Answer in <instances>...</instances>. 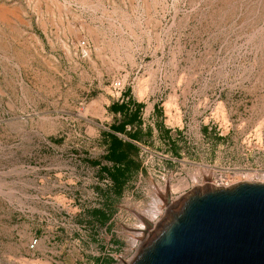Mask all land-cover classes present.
Returning a JSON list of instances; mask_svg holds the SVG:
<instances>
[{
	"label": "rangeland",
	"instance_id": "1",
	"mask_svg": "<svg viewBox=\"0 0 264 264\" xmlns=\"http://www.w3.org/2000/svg\"><path fill=\"white\" fill-rule=\"evenodd\" d=\"M207 176L264 182V0H0V264H124Z\"/></svg>",
	"mask_w": 264,
	"mask_h": 264
},
{
	"label": "water",
	"instance_id": "2",
	"mask_svg": "<svg viewBox=\"0 0 264 264\" xmlns=\"http://www.w3.org/2000/svg\"><path fill=\"white\" fill-rule=\"evenodd\" d=\"M126 264H264V182L216 187L203 178L168 206Z\"/></svg>",
	"mask_w": 264,
	"mask_h": 264
},
{
	"label": "built area",
	"instance_id": "3",
	"mask_svg": "<svg viewBox=\"0 0 264 264\" xmlns=\"http://www.w3.org/2000/svg\"><path fill=\"white\" fill-rule=\"evenodd\" d=\"M77 48H78L80 56L81 57H86L87 51L89 50L88 43L86 41H84V40H81V41H79L77 43ZM127 86L128 85L125 83V81L122 78H116V79L112 80L109 83V86H108L110 97L113 98V100L115 102H118V103L124 102V100H126V98L123 97V93H124L125 88ZM210 182H211V184L213 186H216V187H228L230 185H233V184L237 183V182H229V181H224L223 183H213L211 180H210ZM175 199H176V197H175ZM134 221L136 223L137 222V218H134ZM134 228H135V224H134ZM36 244H37L36 239H32V240L29 241L28 247L30 249H33L36 246ZM139 244L140 243L137 242L136 245L135 244L132 245L133 246V253L131 254V256L137 250ZM131 256L128 258V260L131 258ZM126 263L127 262H125L124 264H126Z\"/></svg>",
	"mask_w": 264,
	"mask_h": 264
},
{
	"label": "bare ground",
	"instance_id": "4",
	"mask_svg": "<svg viewBox=\"0 0 264 264\" xmlns=\"http://www.w3.org/2000/svg\"><path fill=\"white\" fill-rule=\"evenodd\" d=\"M1 14L2 15H4V12L3 11H1ZM94 23V22H93ZM76 30V29H75ZM98 33V32H97ZM87 53H88V51H87ZM87 56V55H86ZM138 88H139V90H140V92H143L144 91V88L142 87V86H138ZM167 106H169V104H167ZM218 111H221V107L219 106L218 107ZM208 173V172H207ZM210 173V172H209ZM206 174V173H205ZM211 174V173H210ZM238 176V175H237ZM248 177H251V176H248ZM205 178V177H204ZM236 178V177H235ZM245 178V177H244ZM206 179H209L208 178V176L206 177ZM240 179H241V177H240ZM247 178H245V180H246ZM238 180V179H237ZM248 180V179H247ZM251 180V179H250ZM213 181H214V179H213ZM249 181V180H248ZM194 181H192V183H193ZM196 182V181H195ZM238 182V181H237ZM241 182V181H240ZM201 184H202V181L200 182ZM199 183V184H200ZM213 183H215V182H213ZM185 184L186 183H183V184H180V185H178V187L177 186H175V185H172V186H169L167 189H164V191H163V193H168V195H169V197H170V202L172 203L173 201H174V199H175V197H173L174 196V194L180 189V190H182L184 187H185ZM196 186V185H195ZM180 192V191H179ZM172 194V195H171ZM170 203V204H171ZM169 204V205H170ZM168 205V206H169ZM168 208V207H167ZM166 208V209H167ZM165 208H163L162 210H161V212L159 213V215H157L156 217H154L153 219H151L149 222H146L145 221V223H147L146 224V226H145V224L142 222V220H141V218L138 216V218H137V226H136V228H135V230H137L138 228V231L139 230H141V232H139L137 235H138V237L136 238V242L134 243L135 245H136V243L138 242V243H140L141 241H142V239L144 238V236L148 233V231H149V229H150V227L152 228L159 220H160V218L163 216V214H164V211L166 210ZM150 210H148V211H142V213L143 214H141V217H145V215H146V213H148ZM143 219V218H142ZM154 224V225H153ZM153 225V226H152ZM142 228V229H141ZM134 230V231H135ZM144 230H146V232H144ZM133 231V232H134ZM132 232V233H133ZM132 233H131V238H130V240L133 238V236H132ZM142 233H144V234H142ZM130 243H131V241H130ZM133 244V245H134Z\"/></svg>",
	"mask_w": 264,
	"mask_h": 264
},
{
	"label": "trees",
	"instance_id": "5",
	"mask_svg": "<svg viewBox=\"0 0 264 264\" xmlns=\"http://www.w3.org/2000/svg\"><path fill=\"white\" fill-rule=\"evenodd\" d=\"M113 111H117V112H123L124 107L122 106H114L112 107ZM129 119L127 120L128 123L132 122L135 118V115H130L128 117ZM117 131H123V125H120L119 127L114 128ZM131 146L129 145H123L121 142L117 141L116 139H111L110 144H109V148H108V153H107V158L108 160L115 162V163H120L121 162H125L126 160V151L129 150ZM126 168V166H125ZM120 171L119 169H116L113 171V174H111V178L114 181H118V176H120Z\"/></svg>",
	"mask_w": 264,
	"mask_h": 264
},
{
	"label": "crops",
	"instance_id": "6",
	"mask_svg": "<svg viewBox=\"0 0 264 264\" xmlns=\"http://www.w3.org/2000/svg\"><path fill=\"white\" fill-rule=\"evenodd\" d=\"M103 107V106H102Z\"/></svg>",
	"mask_w": 264,
	"mask_h": 264
}]
</instances>
